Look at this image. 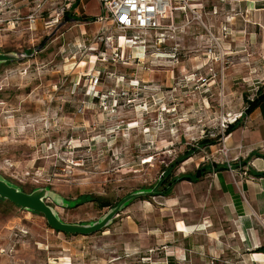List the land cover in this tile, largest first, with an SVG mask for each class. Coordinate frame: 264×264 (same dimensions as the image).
<instances>
[{"label":"rangeland","instance_id":"rangeland-1","mask_svg":"<svg viewBox=\"0 0 264 264\" xmlns=\"http://www.w3.org/2000/svg\"><path fill=\"white\" fill-rule=\"evenodd\" d=\"M36 4L0 0V52L23 55L0 63V176L56 194L44 200L70 223L93 222L133 191L153 192L88 236L57 232L0 199V264H264L254 256L264 253V217L239 221L215 176L218 163L235 182L247 175L244 164L240 174L229 167L225 129L264 93V0H201L202 18L177 14L180 27L164 35L128 32L143 43L118 62L96 60L98 0H76L53 23L56 4L27 19ZM98 70L100 93L89 100L86 75ZM199 165L211 171L160 193L161 177Z\"/></svg>","mask_w":264,"mask_h":264},{"label":"built area","instance_id":"built-area-1","mask_svg":"<svg viewBox=\"0 0 264 264\" xmlns=\"http://www.w3.org/2000/svg\"><path fill=\"white\" fill-rule=\"evenodd\" d=\"M37 2L35 9L26 17L30 21H35L37 12L41 10L45 5H54L55 8L49 13L51 23L57 22L62 19L64 12L67 11L76 0H31ZM80 0H78L79 2ZM101 13L94 16L93 21L99 22L100 26L96 32L97 41L103 46L102 50L98 51L96 60L101 62L111 61L118 62L120 60L125 61L127 57L134 58L132 55V49L135 46L143 43L142 39L138 35L128 36V32H140L149 34L150 32H159L164 35L166 31L175 30L179 28L176 24V15L182 16V19H187L189 16L195 18H202L199 5L201 0H98ZM225 2L226 0H221ZM239 1V0H237ZM213 11H216L214 5ZM233 17V16H231ZM204 27L207 28L212 35V39L217 41L214 36L211 26L206 25L202 21ZM108 24L114 26L119 33L113 32ZM224 36L228 33V26L222 25ZM121 36L124 40L121 41ZM142 46V45H141ZM144 46V45H143ZM127 48L130 49L129 55H126ZM140 57V56H139ZM138 57V58H139ZM97 72L91 71L86 76H89V86L91 93L88 94L89 100L99 96L100 91L98 88L101 85L100 75ZM88 101L81 99L77 105V113L83 114ZM231 170V164H229Z\"/></svg>","mask_w":264,"mask_h":264},{"label":"crops","instance_id":"crops-1","mask_svg":"<svg viewBox=\"0 0 264 264\" xmlns=\"http://www.w3.org/2000/svg\"><path fill=\"white\" fill-rule=\"evenodd\" d=\"M256 0H248L252 4ZM79 9V8H78ZM101 13H91L92 17ZM95 30L98 31L99 22H94ZM139 46L132 49V53ZM226 145L229 147V157L235 164L236 172H239L238 165H245V177L235 182L228 173V169L217 170L215 174L217 188L224 197V201L231 209L232 214H238L241 222H254L264 217V175L255 176L252 172L264 171V157L255 156L253 153H264V101L252 112L245 114L243 122L230 131L226 138ZM240 167V166H239ZM243 169V168H242ZM240 174V172H239ZM183 221H177V230L187 231L188 225ZM255 254V258L262 259L264 253ZM261 255L262 257H258ZM63 258H60L62 260ZM63 264V263H62Z\"/></svg>","mask_w":264,"mask_h":264},{"label":"water","instance_id":"water-1","mask_svg":"<svg viewBox=\"0 0 264 264\" xmlns=\"http://www.w3.org/2000/svg\"><path fill=\"white\" fill-rule=\"evenodd\" d=\"M21 57H23L22 54L18 55L12 51L4 53L0 52V63L18 60ZM148 192H153V190L142 188L124 195V198H122L116 205L111 206L105 214L93 222L70 223L63 221L55 209L44 200L46 197H50L53 200L58 201L56 194L46 188H36L27 193L10 184L0 176V198L12 202L21 209L42 214L48 226L55 231L84 236L94 234L97 231L107 228L112 219L119 215L120 211L130 200ZM60 202H62V200ZM60 202L58 204H60ZM62 205H67V203H63Z\"/></svg>","mask_w":264,"mask_h":264},{"label":"trees","instance_id":"trees-1","mask_svg":"<svg viewBox=\"0 0 264 264\" xmlns=\"http://www.w3.org/2000/svg\"><path fill=\"white\" fill-rule=\"evenodd\" d=\"M9 62V61H7ZM264 101V93H261L260 95H258L257 99L253 100V102L250 103V105L243 111L245 112V114H248L250 112H252L256 107H258V105L260 103H262ZM243 115V113L241 114V116ZM241 121L239 119L236 120V122H232L230 124H228L227 128L225 129V134L229 135L230 131H232L233 129H235L239 123ZM220 138V136H219ZM206 141V142H205ZM202 145H208V144H212L213 142H207L206 139L201 140ZM194 152V151H193ZM253 155L255 156H262L264 157V153H258L255 152L253 153ZM210 167H205V165L200 166L193 172H186L178 177H173L171 179H164L163 177H161L158 183V187L160 186L161 190L160 193H162L163 195H169L170 194V190L172 188V186L174 185V183L177 180H184L187 179L189 181H199L200 178L206 173L209 172L211 170H209ZM216 170H222V169H227V165H222L221 163H218L215 167ZM255 176H263L264 175V171H253L252 172ZM171 174V173H170ZM157 187V186H156ZM157 187V188H158ZM2 199V198H0ZM108 205V204H107ZM40 214V213H39ZM42 215V214H41ZM105 230V229H103ZM58 232V231H57ZM65 235H76V234H68V233H64Z\"/></svg>","mask_w":264,"mask_h":264},{"label":"bare ground","instance_id":"bare-ground-1","mask_svg":"<svg viewBox=\"0 0 264 264\" xmlns=\"http://www.w3.org/2000/svg\"><path fill=\"white\" fill-rule=\"evenodd\" d=\"M120 39H121V41H123V40H124V39H123V36H121V38H120ZM182 226H185V225H183V224H182ZM258 257L260 258V257H262V256H261V255H259Z\"/></svg>","mask_w":264,"mask_h":264}]
</instances>
